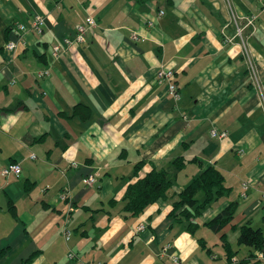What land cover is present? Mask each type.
I'll use <instances>...</instances> for the list:
<instances>
[{
    "label": "crops",
    "instance_id": "0c3cea01",
    "mask_svg": "<svg viewBox=\"0 0 264 264\" xmlns=\"http://www.w3.org/2000/svg\"><path fill=\"white\" fill-rule=\"evenodd\" d=\"M35 15L46 18L42 32L8 51L15 25ZM88 16L97 25L87 43L67 48ZM57 43L65 50L55 59ZM162 67L175 71L180 101L156 81ZM212 128L228 138H212ZM12 162L22 172L5 179ZM209 166L232 193L196 218L192 234L171 212ZM153 168L167 172L170 195L133 217L127 188ZM263 193L264 0H0V264H240L252 250L238 245L239 229L264 228ZM230 203L235 219L222 232L232 260L222 232L205 226ZM253 253L247 264H264V248Z\"/></svg>",
    "mask_w": 264,
    "mask_h": 264
},
{
    "label": "trees",
    "instance_id": "16d2710c",
    "mask_svg": "<svg viewBox=\"0 0 264 264\" xmlns=\"http://www.w3.org/2000/svg\"><path fill=\"white\" fill-rule=\"evenodd\" d=\"M76 109L79 110L80 106ZM173 163L179 169H182L186 164L183 158H177ZM141 166L142 163H138L135 166L134 174H138ZM172 186L173 182L164 169L153 168L145 177L138 179L135 183L128 186L124 197L125 212L133 217H138L158 199L167 198L170 195ZM201 192L203 197L199 200L197 195ZM231 193L232 189L225 185L223 174L216 167L209 166L176 196L171 216L185 222L186 229L195 234L199 229L198 224L195 222L196 218L201 216L203 211L214 201L229 197ZM10 209L15 214L13 205L10 206ZM236 211V203H230L228 207L213 220L207 222L205 226L214 232L221 233L225 227L232 224ZM239 231L238 245L249 247L252 250L248 260H242L240 263L247 264L255 259L254 251L260 252L264 248V228H254L250 225H244ZM221 241L228 260H232L237 252L232 249L223 232L221 234ZM199 242L208 253L212 254V250L207 247L205 240L199 239ZM2 253L0 251V256Z\"/></svg>",
    "mask_w": 264,
    "mask_h": 264
},
{
    "label": "built area",
    "instance_id": "2783aa9c",
    "mask_svg": "<svg viewBox=\"0 0 264 264\" xmlns=\"http://www.w3.org/2000/svg\"><path fill=\"white\" fill-rule=\"evenodd\" d=\"M163 12H160V15H162ZM256 18V16H251L249 18L246 19L247 21V25H253L254 19ZM46 25V18L42 15H35L33 17V19L31 20V22L29 24L27 23H18L15 25V29H14V33L16 34L17 39L16 40H12L6 43L5 48L12 52L15 53L19 43L25 44V40L23 38L24 34L32 31L35 33L40 34L43 30V28ZM97 25V22L95 20V18L93 16H88L87 18H85V20H83V22L77 24L75 26V35L74 38H66L64 40V45L69 48L72 47L73 45H77V44H86L87 43V34L89 33V31L91 29H93L95 26ZM148 25L152 26L154 25V22L152 21H148ZM242 31H243V27H239L237 28V32L238 35H242ZM132 40H139L142 38V36L138 33V32H133L131 35ZM243 46V51L244 54L246 56L249 55L248 49L246 48L245 44H242ZM64 46H62V44L57 43L53 46L52 48V55L55 59H57L63 52L65 49H63ZM251 73L253 74V76L255 77V81H256V85L259 87V82L256 76V71L254 66L250 63V67H249ZM50 75V71L49 70H42L39 72V77H48ZM175 71L172 68H168V67H162L159 72L157 73L156 76V81L160 84L162 83H166L168 85V90L171 93V95L174 97V99L176 101H179L181 99V94L177 88V84L175 81ZM14 82V81H13ZM210 136L214 139H218L220 141L225 140L226 138H228V133L225 130H218L216 128H212L210 130ZM32 159L36 158L35 155L31 156ZM22 172V166L20 163L15 162V163H10L9 165L5 166L2 171H1V175L3 178L5 179H9L12 177H18L20 176ZM87 185H92L95 182V177L93 175H90L86 178L85 180ZM249 188V184L248 183H243V192H242V196L246 197V191ZM260 204L261 206L264 207V193L262 194L261 200H260ZM147 226L145 223H140L137 227H136V231L137 232H142L144 230H146ZM65 235L66 238L69 239L71 236V231L69 229H65ZM168 250V247L164 248V252H166ZM68 257L70 259H74L75 255L73 253H69ZM262 254H258L257 258H261ZM174 259L177 261V257L174 256ZM94 264H104L102 262H96Z\"/></svg>",
    "mask_w": 264,
    "mask_h": 264
},
{
    "label": "rangeland",
    "instance_id": "374dc122",
    "mask_svg": "<svg viewBox=\"0 0 264 264\" xmlns=\"http://www.w3.org/2000/svg\"><path fill=\"white\" fill-rule=\"evenodd\" d=\"M180 100H181V99H180ZM180 100H179V101H180Z\"/></svg>",
    "mask_w": 264,
    "mask_h": 264
}]
</instances>
